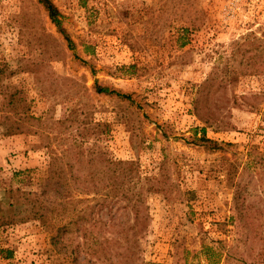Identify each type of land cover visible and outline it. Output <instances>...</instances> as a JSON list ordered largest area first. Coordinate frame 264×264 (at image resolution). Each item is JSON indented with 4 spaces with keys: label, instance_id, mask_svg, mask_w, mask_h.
<instances>
[{
    "label": "rangeland",
    "instance_id": "374dc122",
    "mask_svg": "<svg viewBox=\"0 0 264 264\" xmlns=\"http://www.w3.org/2000/svg\"><path fill=\"white\" fill-rule=\"evenodd\" d=\"M51 1L70 42L40 0H0V249L9 251L0 264L116 262L78 249V240L58 252L40 220L17 221L28 209L19 194L40 191L55 157L77 175L69 168L76 154L99 150L136 161L142 176H158L165 161L175 184L144 195L138 264H227L226 250L242 236L234 183L264 227V98L252 77L207 89L205 107L219 128L200 120L195 99L213 71L235 65L231 46L251 33L264 42V0ZM96 82L129 97L97 93ZM15 90L40 121L22 119L21 101L9 109ZM17 124L22 132L10 131ZM196 135L215 144L194 142ZM74 138L82 145L70 151ZM233 256V264H250L254 254L240 243Z\"/></svg>",
    "mask_w": 264,
    "mask_h": 264
},
{
    "label": "trees",
    "instance_id": "16d2710c",
    "mask_svg": "<svg viewBox=\"0 0 264 264\" xmlns=\"http://www.w3.org/2000/svg\"><path fill=\"white\" fill-rule=\"evenodd\" d=\"M40 2L47 9L52 22L64 33L58 7L51 0H40ZM64 34L70 42L69 36ZM238 42L240 45L237 49L230 47L232 49L230 55L234 58L235 65L226 64L224 71H213L200 87L199 95L195 99L196 112L200 120L209 126L219 128L225 125L219 119H215L212 113L209 114L205 107L203 93L207 89L213 86L224 87L229 83L252 77L257 82L254 90L262 96L259 97L261 101L264 98V42L259 41L253 33ZM221 72L224 75L218 81L217 76ZM94 88L97 93H117L123 97H129L128 94L120 93L97 82ZM21 93L15 90L9 95V99L7 98L9 109L17 110V104L21 101L22 119L28 122L40 121L39 117L27 113L25 100L18 97ZM21 126L22 124H17L15 127L12 125L10 131L22 132ZM201 130L205 133L206 129ZM193 140L197 143L215 144L206 135L201 137L196 135ZM73 141L69 145L70 151L82 145L75 138ZM68 153L66 151L64 155L69 157ZM76 155L77 160L69 168L76 167L77 175L64 172V166L60 163L61 158L55 157L49 164L47 174L43 177L40 191L19 194L18 201H21V204L24 202L28 204V209L18 215L17 221L40 220L42 227L48 232L51 245L56 247L58 252L71 247L73 242L78 240V249L80 244L86 245L91 254L98 257V260H103L102 255H105L107 260L117 258L116 262L110 260L111 264H138L139 241L147 230L149 218L144 195L146 191L167 192L170 187H175L165 166L166 162L160 165L158 176H142L136 161L114 159L106 156L102 150L95 152L92 158L88 159H83L85 157L80 154ZM85 170H88L87 175H83ZM233 186L236 187L234 191L236 219L240 223L242 236L238 238L237 244L232 249L229 247V250H226L224 261L227 264H233L232 259L235 258L233 255L240 252L241 243L244 247L251 245L254 256L250 264H264V227L257 224L255 217L250 215L251 209L245 205V199L242 198L240 183L237 185L234 183ZM9 190L11 192V189ZM14 205L16 204L10 203L9 207L13 208ZM104 209H107L106 219L102 216ZM257 240H261V247L255 253L252 246L257 243ZM208 250L209 247H206L205 252H201L211 258L213 253H209ZM230 250L232 255L229 253ZM0 252L9 253L4 249H0ZM240 255L239 253V258ZM239 260L244 263L247 261L243 257L237 259ZM220 262H222L221 258L215 264Z\"/></svg>",
    "mask_w": 264,
    "mask_h": 264
}]
</instances>
